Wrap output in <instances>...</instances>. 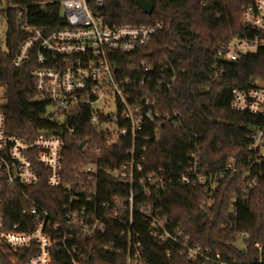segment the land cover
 I'll use <instances>...</instances> for the list:
<instances>
[{"label":"trees","instance_id":"obj_1","mask_svg":"<svg viewBox=\"0 0 264 264\" xmlns=\"http://www.w3.org/2000/svg\"><path fill=\"white\" fill-rule=\"evenodd\" d=\"M153 4V13L146 14L135 0H104L98 9L104 24L109 26L139 25L161 22L163 30L155 35L136 58L143 59L152 69L153 79L167 62L176 68V81L166 97L169 108L176 107L187 116L191 131L174 129L171 126L154 132L152 125L146 129L147 140L143 154V172L159 173L164 170V186L152 191L142 202L150 204L152 211L159 208L174 226L190 234L192 243H201L214 251H220L229 264H264L258 261V250L253 241L264 243V164L249 167L248 149L251 127L264 126V118L230 109L233 87L249 85L252 77L264 80V48L242 54L233 62H218L217 50L230 37L248 34L241 21V8L247 0H148ZM205 2L203 5L202 2ZM7 8L0 10L6 17V32L0 44V85L3 87V102L0 110L5 115L8 132L32 140L40 131L60 134L64 140V179L73 177V166L95 159L79 147L83 140H94L102 148L97 157L100 168V188H111V193L101 196L110 199L114 194L126 198L128 183L106 173V169L119 167L129 159L126 150L130 141L106 146L102 136L95 134L89 124L90 108L80 111L65 120L64 124L54 116L46 102L35 101L34 77L30 74L32 61L23 67L12 65L18 48L27 37L24 24L50 32L64 25L58 0H0ZM18 17L21 21L18 22ZM65 125L73 128L67 133ZM199 137H196V134ZM202 147V166L215 172L232 162L238 171H223L212 192L205 184L183 187L178 174L186 162L187 153L194 141ZM251 169V170H250ZM250 170V171H249ZM248 172V173H247ZM258 174V182L248 186L246 178ZM63 189L53 188L42 179L38 184L24 187L21 194L13 188H2L0 200L8 224L23 222L27 218L23 209L34 202L55 215L62 214L66 202ZM205 211V214H204ZM127 221L126 214L121 215ZM137 228L143 242L144 264H197L178 254L176 247L168 242H159L149 234L147 223L135 215ZM32 221V220H31ZM124 226L120 220L109 222L107 230L91 239L78 242L85 251L82 264H125L126 247L119 232ZM247 233V237H241ZM242 242V249L235 243ZM113 242V250L105 246ZM171 250L167 257L166 250ZM8 251L0 247L3 264H25L27 249L16 255L15 261L8 258ZM67 254L57 250L52 254L51 264H69Z\"/></svg>","mask_w":264,"mask_h":264},{"label":"built area","instance_id":"obj_2","mask_svg":"<svg viewBox=\"0 0 264 264\" xmlns=\"http://www.w3.org/2000/svg\"><path fill=\"white\" fill-rule=\"evenodd\" d=\"M58 3L64 25L44 32L24 24L22 29L27 37L20 44L12 65L20 68L30 61L34 63L30 74L34 77L35 101L46 102L61 124L74 111L88 106V122L106 146L127 137L129 159L105 171L128 183V194L126 198L114 194L111 200H100L112 190L99 187L97 157L102 148L94 140L81 141L80 148L94 154L95 159L75 164L73 177L65 180L62 136L40 131L32 140H27L10 133L0 110V190L13 188L22 194L24 187L44 179L48 186L63 189L68 199L62 204L61 215L52 214L33 202L29 209H23L32 220L27 218L26 228H22L23 222L8 224L0 200V240L8 251V258L14 262L18 252L27 249L30 254L25 264H51L57 249L66 252L69 264H82L85 251L79 248L78 242L104 233L110 221L119 219L124 226L118 235L125 242V264H144L137 214L139 221L147 223L151 236L176 247L187 261L229 264L220 251L192 243L190 234L169 222L159 208L152 211L150 204L142 202L143 196L150 197L152 191L161 189L166 182L163 169L159 173L141 174L144 155L136 156V151L146 149L145 144H139L148 138L146 129L151 125L154 132L167 126L186 132L192 129L181 110L167 105L166 97L176 81L174 64L167 62L153 79L152 68L143 59L135 61L151 39L163 30V24L158 21L109 26L98 12L104 0H58ZM0 16L6 20L4 15ZM241 21L249 33L230 37L217 50V58L233 62L242 54L264 48V0H247L241 8ZM110 99L116 107L114 112L106 113L104 108H98L99 103L105 105ZM230 109L264 118V83L252 77L249 85L233 87ZM65 128L67 133L75 131L66 125ZM248 136L251 138L248 149L252 153L248 161L253 168L264 164V126L251 127ZM178 166L182 167L178 182L183 187L205 184L211 192L224 170L238 171L228 162L223 169L209 172L202 166V147L196 139L186 162ZM245 180L248 186L255 185L258 174ZM123 214L127 215V221L120 218ZM247 236V233L241 235ZM113 245L109 242L105 247L113 250ZM253 247L258 250V261L264 262V243L255 240ZM171 253L170 249L166 250L167 257Z\"/></svg>","mask_w":264,"mask_h":264},{"label":"rangeland","instance_id":"obj_3","mask_svg":"<svg viewBox=\"0 0 264 264\" xmlns=\"http://www.w3.org/2000/svg\"><path fill=\"white\" fill-rule=\"evenodd\" d=\"M7 8L4 3H0V9ZM5 32H6V22L5 20L0 16V42L1 45H3L4 39H5ZM259 79V78H258ZM260 82L264 83V80L259 79ZM3 87L0 85V103L3 102ZM98 108H104V111L106 113L114 112L116 110L115 104L113 102V99H110L105 105L103 103H99ZM235 245L242 249L243 245L241 241H237ZM0 247L3 249L4 245L2 244V241L0 240Z\"/></svg>","mask_w":264,"mask_h":264},{"label":"water","instance_id":"obj_4","mask_svg":"<svg viewBox=\"0 0 264 264\" xmlns=\"http://www.w3.org/2000/svg\"><path fill=\"white\" fill-rule=\"evenodd\" d=\"M135 2L143 13H146V14L147 13L148 14L153 13L152 12L153 11V4L150 1H148V0H135ZM216 60L218 62H226V60L221 59V58H216ZM82 146H83V143H80L79 147H82ZM204 214H205V211H204ZM0 264H3L1 259H0Z\"/></svg>","mask_w":264,"mask_h":264}]
</instances>
